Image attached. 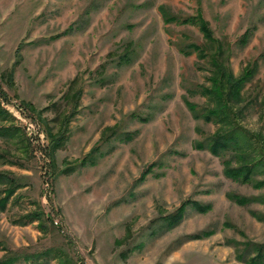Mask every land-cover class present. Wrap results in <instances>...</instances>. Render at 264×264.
I'll return each instance as SVG.
<instances>
[{
  "label": "rangeland",
  "instance_id": "obj_1",
  "mask_svg": "<svg viewBox=\"0 0 264 264\" xmlns=\"http://www.w3.org/2000/svg\"><path fill=\"white\" fill-rule=\"evenodd\" d=\"M159 6L181 19L199 11L230 46L234 75L257 63L242 125L264 133V0H0V104L30 145L0 139V173L17 186L0 209V258L30 264L22 257L58 248L70 264H243L236 247L264 243V204L226 198L264 187L225 177L226 157L192 147L215 131L184 101L206 104L187 91L205 84L208 65L180 52L202 34L165 24ZM63 129L50 164L48 131ZM187 200L208 209L188 206L163 229L162 217Z\"/></svg>",
  "mask_w": 264,
  "mask_h": 264
},
{
  "label": "trees",
  "instance_id": "obj_2",
  "mask_svg": "<svg viewBox=\"0 0 264 264\" xmlns=\"http://www.w3.org/2000/svg\"><path fill=\"white\" fill-rule=\"evenodd\" d=\"M158 11L165 24L178 23L197 26L202 34V43L185 44L180 52L184 56L194 54L200 61L207 63L208 76L205 84H200L194 91L188 90L187 94H197L205 100V105L199 107L184 97L185 105L195 120H202L205 124L215 126V131L201 141H194L193 149L208 151L212 156L223 158V175L238 183L249 184L255 189L264 187V133H252L243 125V118L249 110L251 101L244 99L243 92L245 86L251 82L257 71V63L252 62L242 68L239 75H234L229 64L230 46L213 36L206 21L199 11L196 14L184 19L173 16L170 11L159 6ZM250 31L246 30L238 41L240 46H245L249 40ZM21 46L17 49L20 50ZM19 55V54H18ZM17 55V56H18ZM14 67L10 71L13 75ZM78 93V92H77ZM0 98H2L0 96ZM76 98V97H75ZM4 99V98H2ZM1 103V102H0ZM31 110H34L30 105ZM13 118L0 104V139L13 140L21 139L27 142L24 148L29 147L28 138L20 128L12 124ZM3 123H8L3 125ZM47 153L49 163L53 164L56 150L61 148L66 139L65 129L56 134L48 131ZM94 150H92L93 152ZM149 165L142 172L139 180L145 179L150 173ZM261 176V179H254ZM9 184L8 188L3 190L4 196L0 200V209H4L8 198L14 194L17 186H12V181L4 173H0V185ZM226 198L234 203L246 206L253 203L264 204V194L258 196H241L235 193H226ZM190 206L197 212L203 213L208 209L207 205H202L195 201H186L171 214L162 217L163 229H172L183 218L186 208ZM256 212L252 216L260 219ZM41 213L35 212L27 215L30 221L39 220ZM48 219V218H47ZM208 235V233L203 234ZM199 235H194L191 239H198ZM68 253H62L58 248H49L37 255L22 257L24 260L32 259L30 264H48L50 260H57L59 264H70ZM236 257L243 264H264V243H255L245 241L236 247ZM20 256L10 252L8 255L0 258V264H15L20 260Z\"/></svg>",
  "mask_w": 264,
  "mask_h": 264
}]
</instances>
